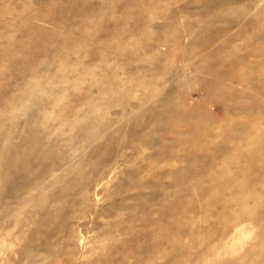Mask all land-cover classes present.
<instances>
[{"label":"rangeland","instance_id":"rangeland-1","mask_svg":"<svg viewBox=\"0 0 264 264\" xmlns=\"http://www.w3.org/2000/svg\"><path fill=\"white\" fill-rule=\"evenodd\" d=\"M255 13L264 22V0H0V264L93 261L141 227L140 212L107 207L136 192L115 187L125 171L153 163L149 106L180 76H213L205 50L189 48L190 23L230 19L232 36ZM209 90L175 100L220 113ZM164 122L165 139L189 130Z\"/></svg>","mask_w":264,"mask_h":264},{"label":"bare ground","instance_id":"bare-ground-1","mask_svg":"<svg viewBox=\"0 0 264 264\" xmlns=\"http://www.w3.org/2000/svg\"><path fill=\"white\" fill-rule=\"evenodd\" d=\"M260 17L255 13L232 36H225L230 19L216 31L190 23L189 48L205 50L203 57L213 76H180L149 106L153 121L145 141H153V163L141 164L136 172L125 171L115 187L122 191L133 184L137 190L107 207H125L129 217L140 212L141 227L131 228V235L120 236L95 260L79 264H264V22ZM168 20H173L172 15ZM167 22L154 28L156 36ZM236 37L241 41L235 42ZM199 85L210 89L202 97L220 113L204 107L188 109L175 100L183 90ZM161 120L171 129L186 120L189 130L173 129L174 137L165 139ZM152 205L154 216L148 214ZM172 231L198 237L196 246L173 238ZM158 251L163 256L159 260Z\"/></svg>","mask_w":264,"mask_h":264}]
</instances>
